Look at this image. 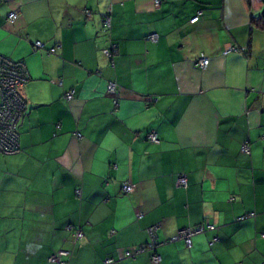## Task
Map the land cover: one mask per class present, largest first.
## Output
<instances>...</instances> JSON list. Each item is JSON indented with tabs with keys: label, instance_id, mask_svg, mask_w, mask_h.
Instances as JSON below:
<instances>
[{
	"label": "crops",
	"instance_id": "0c3cea01",
	"mask_svg": "<svg viewBox=\"0 0 264 264\" xmlns=\"http://www.w3.org/2000/svg\"><path fill=\"white\" fill-rule=\"evenodd\" d=\"M263 11L264 0H1L0 53L30 79L20 150L0 153V264H56L63 249L68 264H154L152 251L126 256L154 225L160 264H263ZM208 221L190 247L172 239Z\"/></svg>",
	"mask_w": 264,
	"mask_h": 264
},
{
	"label": "built area",
	"instance_id": "2783aa9c",
	"mask_svg": "<svg viewBox=\"0 0 264 264\" xmlns=\"http://www.w3.org/2000/svg\"><path fill=\"white\" fill-rule=\"evenodd\" d=\"M1 1V0H0ZM162 0H155V7L159 9L161 7ZM19 17L17 11H11L8 15L9 21H15ZM198 16L192 18L191 22H196ZM107 23H110V18H108ZM151 41L158 40V34L154 33L149 36ZM35 45L38 48L43 47L42 42H36ZM234 51L233 47H227L223 54H227ZM107 56H110L109 50H105ZM210 63V58L204 54L200 55L196 60V66L201 69L207 68ZM30 79V73L25 62L11 60L10 58L0 54V153L4 154H14L19 152V134L17 131V124L25 110L26 102L21 93L22 87ZM61 83V81H60ZM108 92L119 94L118 86L115 82H111L108 86ZM74 90H70L65 94V98L70 101L73 99ZM117 98V97H116ZM117 102V101H115ZM80 137L81 134L78 133ZM149 140L153 143H159V137L155 132L149 134ZM242 151L245 153H250L249 144H243ZM179 185L187 186V179L181 176L177 182ZM133 188L131 185H124L123 191L130 192ZM211 225L209 228H212ZM203 231L202 229H184L178 234V237L184 238L188 246L191 245V235L195 232ZM157 227L150 229V236L152 238V243L156 240ZM83 236L81 231H77L74 234L75 240H80ZM71 252L69 250H60L56 254L49 258V261L56 264H68L67 258L70 256ZM131 254L128 252V255ZM153 261L155 263H160L161 257L159 255L153 256ZM105 264H113V258H107L104 262ZM264 264V263H263Z\"/></svg>",
	"mask_w": 264,
	"mask_h": 264
},
{
	"label": "trees",
	"instance_id": "16d2710c",
	"mask_svg": "<svg viewBox=\"0 0 264 264\" xmlns=\"http://www.w3.org/2000/svg\"><path fill=\"white\" fill-rule=\"evenodd\" d=\"M1 2V1H0ZM161 5H162V2H161ZM161 8V7H160ZM108 18H110V13H107V14H105V20H104V24H105V26H107V27H110L111 26V23H107V19ZM198 19H199V16H198ZM192 20V19H191ZM253 20H254V22L255 23H257L258 24V26L260 27V28H264V11H263V14H261L260 16H258V17H254L253 18ZM192 23H194V22H192ZM231 47H233L234 48V51L235 50H237V47H235V46H231ZM106 50H109V52H110V56H109V58L110 59H112V57H113V55H114V52H115V50H116V46H115V44L114 43H111V46L109 47V48H107ZM53 51V50H52ZM1 54V53H0ZM3 55V54H2ZM4 56H6V55H4ZM6 57H8V56H6ZM8 58H10V57H8ZM11 60H15V59H12V58H10ZM17 61H21V62H24L23 60H17ZM61 81V80H60ZM59 81V82H60ZM117 86H118V84H117ZM22 93V92H21ZM118 93H120V88H119V86H118ZM112 96H113V98H114V100L115 101H117V96H119V94L117 95V94H112V93H110ZM23 95V94H22ZM24 98V97H23ZM25 100V99H24ZM26 102V101H25ZM25 109H26V107H25ZM25 111V110H24ZM263 111H264V107H263ZM24 113V112H23ZM23 113H22V116H23ZM22 116H21V118H22ZM20 118V119H21ZM19 119V120H20ZM18 123H19V121H18ZM17 131H18V124H17ZM160 140V139H159ZM249 146H250V144H249ZM251 149V148H250ZM20 150V149H19ZM251 151V150H250ZM185 177V176H184ZM187 179V178H186ZM126 184H128V185H131V184H129V183H124L123 185H122V191H123V186L124 185H126ZM178 184V183H177ZM187 185H188V182H187ZM132 186V185H131ZM183 186V185H182ZM184 187H187V186H184ZM132 188H133V186H132ZM134 189V188H133ZM133 191V190H132ZM124 192V191H123ZM131 192V191H130ZM124 193H129V192H124ZM242 218H244V217H242ZM155 226L156 225H154V226H151L150 227V229L151 228H155ZM211 226V223L208 221L207 222V224H205V225H201V226H196V227H191L192 229H202L203 231H199V232H195L194 234H192L191 235V245H192V237L194 236V235H197V234H202L203 232H205L207 229H209V227ZM156 227H158V226H156ZM190 228V227H189ZM150 229H149V235H150ZM184 229H188V228H184ZM184 229H181V230H184ZM181 230H179L178 232H177V234L172 238L173 240H176V239H182V240H184L185 241V243H186V240L184 239V238H181V237H178V234H179V232L181 231ZM83 237V236H82ZM159 245V242H158V238H157V233H156V240H155V242L154 243H152V238H151V236H150V240L146 243V244H143V245H140V246H138L137 248H135V249H132V250H129V251H127L126 252V256L127 257H129V258H135L138 254H141V253H143V252H145V251H152V255H151V257H152V262L154 263V264H160V263H155L154 261H153V256L154 255H159V254H157V252H156V248H157V246ZM186 245H187V243H186ZM190 245V246H191ZM188 246V245H187ZM189 246V247H190ZM128 252H130L131 254H129L128 255ZM160 256V255H159ZM114 259V258H113ZM161 262V261H160ZM117 263V261L114 259V263L113 264H116Z\"/></svg>",
	"mask_w": 264,
	"mask_h": 264
}]
</instances>
